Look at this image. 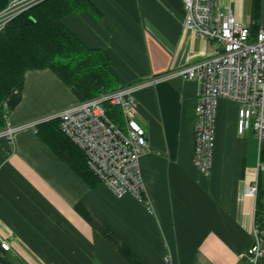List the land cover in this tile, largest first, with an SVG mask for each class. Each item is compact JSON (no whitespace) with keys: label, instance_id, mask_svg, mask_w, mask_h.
Instances as JSON below:
<instances>
[{"label":"crops","instance_id":"obj_1","mask_svg":"<svg viewBox=\"0 0 264 264\" xmlns=\"http://www.w3.org/2000/svg\"><path fill=\"white\" fill-rule=\"evenodd\" d=\"M63 18L87 48L110 58L117 88L137 86L135 118L149 142L141 156L144 200L92 188L52 149L39 126L80 100L51 69H31L5 101L12 138L0 136V264H252L246 257L260 223L264 143L238 132V103L221 98L209 173L193 162L199 86L174 71L223 45L183 26L182 0H89ZM253 0H216L252 27ZM264 29V0L252 35ZM48 121V120H47ZM6 126V127H7ZM263 231V230H262ZM264 235V231H263ZM264 246V242H263ZM255 264H264V254Z\"/></svg>","mask_w":264,"mask_h":264},{"label":"built area","instance_id":"obj_2","mask_svg":"<svg viewBox=\"0 0 264 264\" xmlns=\"http://www.w3.org/2000/svg\"><path fill=\"white\" fill-rule=\"evenodd\" d=\"M44 0H11L0 12V32L20 14ZM185 16L183 26L199 36L217 41L222 50L204 59L182 66L172 73L183 79L195 81L198 86L195 106V138L193 162L203 173L212 167L216 139L218 102L226 98L238 103V132L245 134L253 128L261 144L264 143V29L255 36L251 27L241 23L232 10L219 13L216 0H182ZM137 86L119 87L112 92L79 101L58 113L32 121L24 126L59 119L64 135L87 158L93 174L117 196L132 194L144 200V183L140 159L148 150L149 142L144 128L135 116ZM114 107H120L125 117L123 130L110 117ZM18 126H7L0 136L12 138ZM264 171V164L259 163ZM244 193L257 197L259 179L244 185ZM1 246L10 249V243L0 236ZM264 236L260 225L253 228V242L246 257L255 264L264 254ZM165 264H173L166 255Z\"/></svg>","mask_w":264,"mask_h":264},{"label":"trees","instance_id":"obj_3","mask_svg":"<svg viewBox=\"0 0 264 264\" xmlns=\"http://www.w3.org/2000/svg\"><path fill=\"white\" fill-rule=\"evenodd\" d=\"M10 1L0 0V12ZM90 6L89 0H44L17 16L0 32V130L7 126L5 101L14 91L23 90L28 70H53L80 101L116 90L115 77L109 70L110 58L101 49L87 48L63 23L68 14ZM261 6L262 0H253V29L257 28ZM59 125V119L39 123L48 134L52 149L95 188L100 180L89 169L85 154L64 135ZM257 216L264 231V191L260 184Z\"/></svg>","mask_w":264,"mask_h":264},{"label":"rangeland","instance_id":"obj_4","mask_svg":"<svg viewBox=\"0 0 264 264\" xmlns=\"http://www.w3.org/2000/svg\"><path fill=\"white\" fill-rule=\"evenodd\" d=\"M114 88L117 89L116 85H114ZM96 96H93L91 98H94ZM91 98H88V99H91ZM109 115L116 122V124H118L123 130H125V117L120 107H114L113 111ZM45 135H46V138L48 139L49 138L48 134L45 133Z\"/></svg>","mask_w":264,"mask_h":264}]
</instances>
